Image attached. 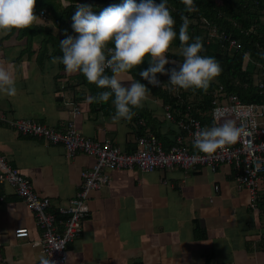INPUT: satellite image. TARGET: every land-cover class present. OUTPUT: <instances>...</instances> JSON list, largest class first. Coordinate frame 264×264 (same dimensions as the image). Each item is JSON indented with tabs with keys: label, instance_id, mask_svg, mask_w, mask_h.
Listing matches in <instances>:
<instances>
[{
	"label": "crops",
	"instance_id": "obj_1",
	"mask_svg": "<svg viewBox=\"0 0 264 264\" xmlns=\"http://www.w3.org/2000/svg\"><path fill=\"white\" fill-rule=\"evenodd\" d=\"M23 34L0 33V63L13 72L17 88L14 97L0 94V113L60 130L73 121L84 135L109 138L126 152L137 147L141 110L147 116L141 122L145 132L167 134L171 137L167 145L183 133L171 129L174 122L166 117L164 99L152 92L142 108L133 109L131 121L113 120L111 99L107 103L88 99L102 89L92 87L93 91L79 73L68 74L61 64L53 65L51 58L60 55L44 35ZM76 106L78 114L73 112ZM167 119L172 123L165 124ZM188 139L185 135L191 146ZM0 153L49 197L50 210L56 213L79 193L81 172L96 163L94 156L83 152L68 157L62 145L22 135L6 122L0 124ZM233 170L229 164L217 171L109 169V183L89 197L83 231L68 244V263L264 264V206L259 205L261 212L249 208L250 193L238 188ZM263 194L264 179L261 198ZM197 225L205 237L195 235ZM19 228L30 229L29 236L16 237ZM41 238L32 210L13 187L0 185V264H38L45 258L41 245L35 244Z\"/></svg>",
	"mask_w": 264,
	"mask_h": 264
},
{
	"label": "clouds",
	"instance_id": "obj_2",
	"mask_svg": "<svg viewBox=\"0 0 264 264\" xmlns=\"http://www.w3.org/2000/svg\"><path fill=\"white\" fill-rule=\"evenodd\" d=\"M181 3L184 11L178 39L182 62L167 58L171 44L177 39L176 21L168 0L160 3L124 0L120 5L103 8L99 15L93 13L91 5L76 4L72 28L77 35L65 32L66 38L60 40L59 45L62 55L52 57L51 63L62 64L68 74H82L89 83L102 89L88 99L96 103H107L111 99L116 121H131L136 114L133 109L142 108L148 98L149 88L130 75L145 60L149 67L138 75L153 87L160 86L159 73L170 77L167 84L170 92L207 91L222 68L214 57L201 55L204 51L201 37L193 39L188 34L190 21L184 12L191 14L199 10L194 0H181ZM35 4L36 0H0V33L6 35L31 26L38 18L34 14ZM169 63L177 66L166 69ZM108 70L111 75L106 74ZM0 94L6 97L17 94L13 72L3 63H0ZM245 133V126H238L233 120L214 122L213 126L200 128L193 134V147L199 153L212 156L235 144ZM40 264L52 262L42 257Z\"/></svg>",
	"mask_w": 264,
	"mask_h": 264
},
{
	"label": "built area",
	"instance_id": "obj_3",
	"mask_svg": "<svg viewBox=\"0 0 264 264\" xmlns=\"http://www.w3.org/2000/svg\"><path fill=\"white\" fill-rule=\"evenodd\" d=\"M40 16L44 18L45 11L42 10ZM203 21L209 24L206 18ZM260 21L263 25L264 9ZM203 32L209 36V40L216 39L221 42L231 55L242 49L240 38L227 35L217 26L210 28L205 26ZM158 80L160 86L157 88L168 86L166 78ZM258 84L264 89V81ZM213 104L211 116L214 122L223 123L225 120L233 119L238 126L241 124L245 126L246 133L235 144L222 151L218 150L212 156L199 153L193 147V134L205 127L202 121L194 116L182 117L176 121L168 106L166 117L176 121L183 132L175 139L176 142L166 149L158 136L150 131L137 139L138 146L131 152L122 150L109 138L98 139L84 135L77 130L73 121L68 122L60 130L34 119L9 118L0 113V124L6 122L22 135H31L51 144L62 145L68 157L83 152L96 158L92 168L81 172L83 183L77 196L70 199L67 205L59 206L56 213L50 210L49 197L42 196L20 169L9 164L6 157L0 153V185L9 184L13 187L16 194L34 213L37 225L42 230V238L35 244L41 245L45 258L50 259L52 264H69L68 244L83 231V221L90 214L89 197L94 190L109 183L107 171L111 168H137L142 172H152L174 167L185 171L208 167L217 171L222 164H229L234 169V180L238 188H246L250 193L249 208L261 212L259 201L264 179V103L246 102L236 94H226L222 98L217 97ZM73 112L80 113V108L74 107ZM184 133L188 135L191 146L185 143ZM58 215L63 218L58 219ZM29 234L28 228L15 230L16 237H27Z\"/></svg>",
	"mask_w": 264,
	"mask_h": 264
},
{
	"label": "trees",
	"instance_id": "obj_4",
	"mask_svg": "<svg viewBox=\"0 0 264 264\" xmlns=\"http://www.w3.org/2000/svg\"><path fill=\"white\" fill-rule=\"evenodd\" d=\"M140 3L141 0H136ZM160 3L161 0H155ZM124 0H116L110 5H120ZM65 4L69 5L65 7ZM76 4L91 5L93 13L99 15L100 11L107 6H98L81 0H36L34 14L38 17L37 20L28 28L18 30L20 34H42L45 40L51 41L55 51L62 55L60 50V40L65 39V32L68 35L76 36L72 28V16L76 11ZM194 4L198 7L195 13L184 12V15L189 17L188 34L191 38L201 37L204 51L201 55L214 57L221 65V74L213 80L207 91L202 90H180L179 92H170L169 85L165 88L153 87L148 81L143 80L138 73L146 70L149 67L147 60L134 68L131 73L140 82H145L150 92L161 96L164 99L165 105L168 106L174 114L175 120L194 116L202 121L205 127L213 126V118L211 111L214 106L213 101L218 97L222 98L226 94H236L243 101L264 103V89L258 84V78L264 81V24L260 21L262 9H264V0H194ZM108 5V6H110ZM168 7L176 21L175 30L177 31V39L173 41L167 53L169 61L182 62L181 46L178 39V32L181 21V13L184 11V5L181 0H168ZM45 11L43 22H38L41 18L40 12ZM206 18L207 24L203 21ZM205 26L219 27L224 30L227 35L235 38H240L242 49L235 54H229L222 46V43L216 39L209 40L208 35H204ZM23 34V35H24ZM191 42V40H190ZM114 47V45H109ZM62 67H64L61 64ZM176 64L169 63L165 65L166 69L176 67ZM106 74L111 75L110 70ZM84 81L90 87H96L95 84L89 83L86 78L80 74ZM258 76V77H257ZM64 77V74H63ZM68 80L67 76L64 77ZM166 78L170 80L168 75L157 74V79ZM63 79V78H62ZM167 83V84H168ZM222 87V88H221ZM222 89V90H220ZM94 91V89L92 88ZM93 103V102H92ZM144 110L138 114V125L136 144L138 146V138L145 136L146 125L142 124L145 114ZM176 121L172 123L166 120V123L174 125L171 129H180ZM175 132V130H172ZM181 132L178 131L177 133ZM163 143L166 149H169L175 142L179 134L173 136V144L167 145V141H171V137L167 134L154 132ZM137 148V147H135ZM134 151V150H133ZM128 152V151H127ZM182 169V168H181ZM261 203V204H260ZM259 205L264 206V194L260 198ZM195 235L205 237V231L199 225L195 228Z\"/></svg>",
	"mask_w": 264,
	"mask_h": 264
},
{
	"label": "water",
	"instance_id": "obj_5",
	"mask_svg": "<svg viewBox=\"0 0 264 264\" xmlns=\"http://www.w3.org/2000/svg\"><path fill=\"white\" fill-rule=\"evenodd\" d=\"M98 6H108L116 0H81Z\"/></svg>",
	"mask_w": 264,
	"mask_h": 264
},
{
	"label": "rangeland",
	"instance_id": "obj_6",
	"mask_svg": "<svg viewBox=\"0 0 264 264\" xmlns=\"http://www.w3.org/2000/svg\"><path fill=\"white\" fill-rule=\"evenodd\" d=\"M38 22H40V23H42L43 22V20L42 19H38ZM14 40V39H13ZM29 55V54H28ZM41 56H43V54L41 55ZM42 62V61H41ZM258 77V76H257ZM261 82V79L260 78H258V83H260ZM222 88V87H221ZM220 90H222V89H220ZM227 95H231L230 93H228Z\"/></svg>",
	"mask_w": 264,
	"mask_h": 264
}]
</instances>
